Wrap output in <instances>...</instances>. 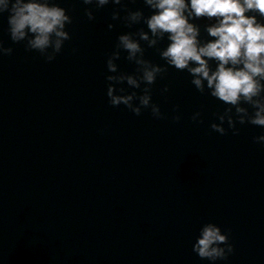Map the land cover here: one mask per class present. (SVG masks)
Returning <instances> with one entry per match:
<instances>
[{
	"label": "water",
	"instance_id": "obj_1",
	"mask_svg": "<svg viewBox=\"0 0 264 264\" xmlns=\"http://www.w3.org/2000/svg\"><path fill=\"white\" fill-rule=\"evenodd\" d=\"M124 3L120 15L144 8ZM62 6L69 39L51 61L36 53L0 116V264H208L191 242L209 220L233 246L216 264H264V146L252 139L264 129H211L225 105L170 66L150 86L163 118L110 105L105 58L142 25L112 21L111 4ZM116 63L134 71L123 53Z\"/></svg>",
	"mask_w": 264,
	"mask_h": 264
},
{
	"label": "clouds",
	"instance_id": "obj_2",
	"mask_svg": "<svg viewBox=\"0 0 264 264\" xmlns=\"http://www.w3.org/2000/svg\"><path fill=\"white\" fill-rule=\"evenodd\" d=\"M80 3L94 8L111 4L112 21L129 29L142 25L118 33L105 58V95L110 105H123L136 115L147 109L153 118H163L160 106L151 99L150 86L170 66L187 72L198 92L206 91L225 105L209 122L211 129L223 134L226 124L235 134V124L245 122L264 129V0H142L144 8H127L123 15L118 8L126 7L124 0ZM83 11L93 19L90 7ZM4 14L9 39L38 52L45 61L53 60L69 39L66 26L71 17L56 0H0V15ZM199 20L204 23H196ZM112 27L109 22L107 28ZM146 47L154 48L163 63L145 58ZM11 52L0 42V57ZM121 53L134 65L133 72L117 70ZM167 90L164 85L161 92ZM199 118V110L190 117L196 122ZM171 119H179L174 110ZM252 139L264 146V131ZM191 250L208 264H216L227 258L233 246L226 232L209 220L198 227Z\"/></svg>",
	"mask_w": 264,
	"mask_h": 264
}]
</instances>
